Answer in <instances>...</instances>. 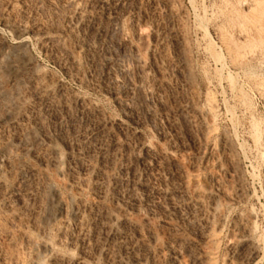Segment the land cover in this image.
<instances>
[{
  "label": "rangeland",
  "instance_id": "1",
  "mask_svg": "<svg viewBox=\"0 0 264 264\" xmlns=\"http://www.w3.org/2000/svg\"><path fill=\"white\" fill-rule=\"evenodd\" d=\"M83 262L264 264V0H0V264Z\"/></svg>",
  "mask_w": 264,
  "mask_h": 264
},
{
  "label": "bare ground",
  "instance_id": "2",
  "mask_svg": "<svg viewBox=\"0 0 264 264\" xmlns=\"http://www.w3.org/2000/svg\"><path fill=\"white\" fill-rule=\"evenodd\" d=\"M17 62V61H16ZM12 70V69H11ZM10 71V70H9ZM11 72V71H10ZM203 206V205H202ZM139 224V223H138ZM81 264H89V263H86V262H83V263H81Z\"/></svg>",
  "mask_w": 264,
  "mask_h": 264
}]
</instances>
